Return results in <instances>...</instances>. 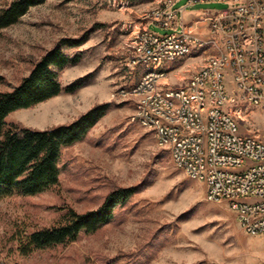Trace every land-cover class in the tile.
I'll use <instances>...</instances> for the list:
<instances>
[{
  "label": "rangeland",
  "instance_id": "rangeland-1",
  "mask_svg": "<svg viewBox=\"0 0 264 264\" xmlns=\"http://www.w3.org/2000/svg\"><path fill=\"white\" fill-rule=\"evenodd\" d=\"M12 0H0V10ZM165 0H44L0 31V90L13 89L50 48L68 38L86 37L77 64L60 73L63 87L87 75L86 84L31 108L9 114L7 125L44 129L69 123L91 107L113 102L86 137L63 150L59 183L33 195L0 199V253L11 264H257L264 261V233L248 234L226 199L209 201L207 183L178 168L171 151L131 120L135 104L127 89L145 70L127 57L144 26ZM178 0L168 11L185 21L228 7V2L188 5ZM204 9V10H202ZM193 17V18H192ZM212 50L173 62L161 80L185 84L211 59ZM165 78V79H164ZM125 93V94H124ZM254 130L263 114H249ZM244 131L249 126L242 125ZM138 185L125 204L93 232L75 241L24 253L29 234L57 224L68 208L83 213L99 207L113 188Z\"/></svg>",
  "mask_w": 264,
  "mask_h": 264
},
{
  "label": "built area",
  "instance_id": "built-area-1",
  "mask_svg": "<svg viewBox=\"0 0 264 264\" xmlns=\"http://www.w3.org/2000/svg\"><path fill=\"white\" fill-rule=\"evenodd\" d=\"M177 1L165 0L148 17L172 31L157 33L146 24L129 50L127 65L168 63L187 42L202 41L212 42V64L185 84L173 85V92H165L171 84L161 80L171 71L141 75L135 88H121L139 104L131 120L140 119L160 147L172 151L178 168L207 183V200H228L248 234L264 233V129L247 125L255 112L264 121V0H188V5L228 2L227 8L191 21L168 11ZM193 27H200V34H193ZM139 93H146V100H139ZM243 124L250 129L244 131Z\"/></svg>",
  "mask_w": 264,
  "mask_h": 264
},
{
  "label": "trees",
  "instance_id": "trees-1",
  "mask_svg": "<svg viewBox=\"0 0 264 264\" xmlns=\"http://www.w3.org/2000/svg\"><path fill=\"white\" fill-rule=\"evenodd\" d=\"M44 0H12L0 10V31L19 21L28 10ZM86 37L68 38L50 48L37 60L28 75L7 91L0 90V199L10 194L33 196L57 185L60 180V159L63 150L86 137L114 105L99 103L69 123L44 129L7 125L10 113L31 108L61 93L74 92L84 86L88 76H82L65 87L61 71L77 64L82 51L76 50ZM138 185L113 188L98 208L78 213L68 208L61 220L50 227L32 231L23 245L24 253L75 241L81 232H93L110 218L115 209L125 204ZM0 264H11L0 253Z\"/></svg>",
  "mask_w": 264,
  "mask_h": 264
},
{
  "label": "bare ground",
  "instance_id": "bare-ground-1",
  "mask_svg": "<svg viewBox=\"0 0 264 264\" xmlns=\"http://www.w3.org/2000/svg\"><path fill=\"white\" fill-rule=\"evenodd\" d=\"M139 34H140V31L137 33L135 40H139ZM193 34H200V27L199 28L193 27ZM133 44H134V41H133ZM207 50H212V53H211L212 56H211V59L205 65H210L212 64V61H213V46H212V42L210 41H202V42H198L197 44H195V42H187V48L180 49L178 51V56H173L172 59L168 60V63H165V60H144V61H139L138 65H144L145 70L143 72V75L151 74V73L165 74V71L172 70L173 68L172 64L174 61L185 58L193 53L206 52ZM131 87L135 88V84L132 85ZM165 92H173V86L165 85ZM139 100H146V93H139ZM134 109L135 111H139V104H135ZM133 120L140 123V119H133ZM158 144L160 145V143ZM171 155H172V151H171ZM172 159L178 167L177 157L172 155Z\"/></svg>",
  "mask_w": 264,
  "mask_h": 264
},
{
  "label": "crops",
  "instance_id": "crops-1",
  "mask_svg": "<svg viewBox=\"0 0 264 264\" xmlns=\"http://www.w3.org/2000/svg\"><path fill=\"white\" fill-rule=\"evenodd\" d=\"M202 10H204V9H202ZM193 17H195V15H194ZM193 17H192V18H193ZM197 28H199V27H197Z\"/></svg>",
  "mask_w": 264,
  "mask_h": 264
}]
</instances>
